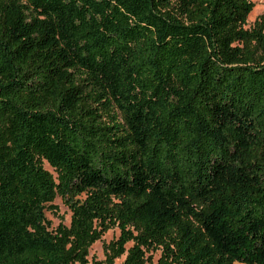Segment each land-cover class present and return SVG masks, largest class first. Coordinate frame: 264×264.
Masks as SVG:
<instances>
[{
  "label": "trees",
  "instance_id": "16d2710c",
  "mask_svg": "<svg viewBox=\"0 0 264 264\" xmlns=\"http://www.w3.org/2000/svg\"><path fill=\"white\" fill-rule=\"evenodd\" d=\"M253 6L0 0V264H264Z\"/></svg>",
  "mask_w": 264,
  "mask_h": 264
},
{
  "label": "rangeland",
  "instance_id": "374dc122",
  "mask_svg": "<svg viewBox=\"0 0 264 264\" xmlns=\"http://www.w3.org/2000/svg\"><path fill=\"white\" fill-rule=\"evenodd\" d=\"M254 6L252 11L247 17V23L245 27H249L253 22L261 15L264 14V0H252ZM47 168H49L46 165ZM53 204L57 206L56 212L52 213L50 211H45L46 218L51 222V226L55 227L58 223H63L65 225L69 224L70 220V211L66 205H64L59 197H56L53 201ZM118 235V228L113 227L106 231L100 240L95 241L89 248L88 258H95L97 260L104 259L103 245L108 243L110 240L116 238ZM131 245V242L126 244V248ZM152 253V252H150ZM159 256V252L156 251L152 253L153 260ZM123 259V256L118 258L116 262H120Z\"/></svg>",
  "mask_w": 264,
  "mask_h": 264
}]
</instances>
